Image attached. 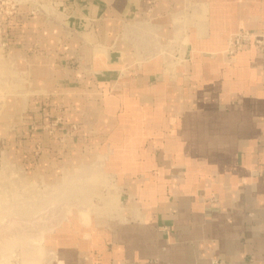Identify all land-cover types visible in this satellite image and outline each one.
Returning a JSON list of instances; mask_svg holds the SVG:
<instances>
[{"label":"crops","instance_id":"crops-1","mask_svg":"<svg viewBox=\"0 0 264 264\" xmlns=\"http://www.w3.org/2000/svg\"><path fill=\"white\" fill-rule=\"evenodd\" d=\"M51 1L71 39L52 28L39 99L122 197L59 264H264V45L228 49L264 0Z\"/></svg>","mask_w":264,"mask_h":264},{"label":"rangeland","instance_id":"rangeland-1","mask_svg":"<svg viewBox=\"0 0 264 264\" xmlns=\"http://www.w3.org/2000/svg\"><path fill=\"white\" fill-rule=\"evenodd\" d=\"M56 8L0 0V264H59L66 240L108 234L120 218V184L95 163L103 153H71L64 116L39 99L44 79L34 66L64 41L52 28L71 39L53 22Z\"/></svg>","mask_w":264,"mask_h":264},{"label":"built area","instance_id":"built-area-1","mask_svg":"<svg viewBox=\"0 0 264 264\" xmlns=\"http://www.w3.org/2000/svg\"><path fill=\"white\" fill-rule=\"evenodd\" d=\"M255 43L258 48L264 45V33L256 34L249 30H241L229 39V51L235 52L244 48L249 43Z\"/></svg>","mask_w":264,"mask_h":264}]
</instances>
